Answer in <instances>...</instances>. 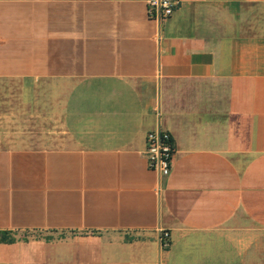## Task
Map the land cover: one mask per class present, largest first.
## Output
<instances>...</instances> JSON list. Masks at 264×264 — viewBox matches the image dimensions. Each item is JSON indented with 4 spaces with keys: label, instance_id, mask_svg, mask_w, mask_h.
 <instances>
[{
    "label": "crops",
    "instance_id": "obj_1",
    "mask_svg": "<svg viewBox=\"0 0 264 264\" xmlns=\"http://www.w3.org/2000/svg\"><path fill=\"white\" fill-rule=\"evenodd\" d=\"M255 3L177 0L158 22L145 0H0V264H264ZM25 104L62 133L26 141Z\"/></svg>",
    "mask_w": 264,
    "mask_h": 264
},
{
    "label": "built area",
    "instance_id": "obj_2",
    "mask_svg": "<svg viewBox=\"0 0 264 264\" xmlns=\"http://www.w3.org/2000/svg\"><path fill=\"white\" fill-rule=\"evenodd\" d=\"M176 4L177 0H145L146 13L149 17L160 22L172 13ZM145 143L148 166L159 175H165L169 170L173 151L169 133L159 128L150 129L145 134ZM157 240L161 247L168 245L169 234L167 229H159Z\"/></svg>",
    "mask_w": 264,
    "mask_h": 264
},
{
    "label": "rangeland",
    "instance_id": "obj_3",
    "mask_svg": "<svg viewBox=\"0 0 264 264\" xmlns=\"http://www.w3.org/2000/svg\"><path fill=\"white\" fill-rule=\"evenodd\" d=\"M240 12L242 14H245L250 24H252L253 21H255L257 24L264 26V3L243 5V7L240 8ZM11 85H14V83H10L8 81L0 82V100L3 97L5 98V100H7V98L10 97L9 95L11 93V89H10ZM21 118H22L23 128L25 129V135L26 134L29 135L25 137H28V139H30V140L26 139V141H32L31 135L32 136L37 135L39 134L40 131L48 133V129L51 130L50 133L53 136L55 132L59 134L62 133L60 131V122L59 120L55 119L56 117L48 116V115H43V116L39 115L35 110H32L31 108L27 107L26 104L23 108L22 114L19 113L18 115L19 125L21 122Z\"/></svg>",
    "mask_w": 264,
    "mask_h": 264
}]
</instances>
